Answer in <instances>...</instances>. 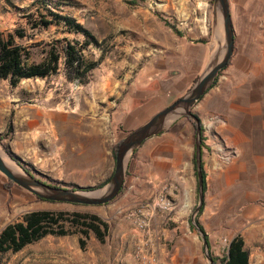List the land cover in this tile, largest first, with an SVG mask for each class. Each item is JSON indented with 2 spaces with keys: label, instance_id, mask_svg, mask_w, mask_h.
Listing matches in <instances>:
<instances>
[{
  "label": "crops",
  "instance_id": "1",
  "mask_svg": "<svg viewBox=\"0 0 264 264\" xmlns=\"http://www.w3.org/2000/svg\"><path fill=\"white\" fill-rule=\"evenodd\" d=\"M127 1L133 2L110 0L103 6L107 9L104 10L105 15L90 14L92 8L81 4L64 9L62 14L82 25L96 17L99 22L110 20L111 24H138V27L132 26V31L137 32L140 39L156 38L150 25L144 22V18L150 19L148 8L156 0H143L134 6ZM130 7H134V10L131 11ZM234 28L235 51L231 64L221 73L217 84L195 107L194 112L203 122L204 137L209 146L208 153L204 151L203 154L206 191L199 222L206 232L213 257L221 259L226 256L231 241L241 236L250 253V264H264V17L242 22L239 28L234 24ZM204 40L196 47L188 45L184 48L180 43L179 47L173 49V54L183 57V60L193 55V48L201 53L200 66L194 75L184 78L182 69L171 68L172 65L168 64L169 73L178 72L180 75L172 83L162 85L155 91H142L143 100L140 102L126 101L120 105L122 109L110 105L112 110L115 109L111 121L114 122L115 117V122L120 125L132 119L131 129L137 123H145L149 113L156 112L158 108L164 109L175 101L181 93L176 87H182L183 80L185 85L194 81L209 58L212 43L207 38ZM98 71L101 76L96 79L95 85L101 86L111 81L103 94L107 100L114 92L113 66L103 64ZM104 72L107 75H102ZM25 80L34 81L23 79L16 87L8 80L1 82H8L19 89ZM16 98L20 104L15 110L14 124L16 140L21 139L20 150L39 154L43 150L41 140L52 138L49 155L56 154L59 148L53 142L56 135L55 118L46 115L36 119L37 115L30 114L32 109L23 108L25 101L20 96ZM111 103L118 104L116 101ZM37 114L42 117L40 111ZM135 114L138 118L136 123L131 116ZM215 116L221 117L222 122L213 120ZM186 129L191 132L189 127ZM171 130L147 140L131 157L125 187L119 195L121 199L103 205L107 214L103 220L110 226L103 240L93 237L85 241L82 247L77 237L55 239L48 236L36 242L34 264H52L51 261L55 264H139L136 258L138 247L147 237L153 243L152 251L157 255V264H209L201 238L197 231L190 228V218L198 202L192 134L180 138ZM224 144L238 147L241 157L227 167H220L216 151ZM40 156L46 157L45 154ZM50 164L45 161L46 166ZM2 176L0 173V178ZM163 188L167 189L174 201L175 210L172 213H157L148 231L140 230L134 224L131 212L155 197ZM45 204L44 201L37 203V208L31 211L50 210ZM31 245L35 251V243Z\"/></svg>",
  "mask_w": 264,
  "mask_h": 264
},
{
  "label": "rangeland",
  "instance_id": "2",
  "mask_svg": "<svg viewBox=\"0 0 264 264\" xmlns=\"http://www.w3.org/2000/svg\"><path fill=\"white\" fill-rule=\"evenodd\" d=\"M109 1L0 0V31L13 32L16 29L26 31L27 37L23 43L29 49L30 63L42 62L51 49H56L60 53L59 71L56 75L45 79L32 78L34 81L25 80L20 84L19 89L13 88L8 82L0 83V134L5 137L4 143L9 145L14 152L19 149L15 153L40 173L47 182L65 187H97L104 183L111 177L115 168V158L112 155L113 145L144 124V122L137 123L130 129V121H132L130 119L125 124L118 125L115 117L114 122L111 121L114 110L122 109L120 105L126 101L132 102L133 100L135 103L142 101L141 92L146 89L155 91L162 85L172 83L180 74L178 72L169 73V65H172L171 68L182 69L184 78L194 75L200 66L201 53L193 48V55L183 60V57L179 58L173 54L174 47H179L180 43L184 48L188 45L196 47L206 38L212 43L214 0H156L148 8L150 19L144 18V22L150 25L156 38L140 39L138 33L132 31V26L138 27V24H111L110 20L99 22L97 17L85 23L84 27L97 38L99 45L87 46L83 51V56L88 63H96V66L86 75L83 83L76 80L69 81L66 76L65 56L62 50L64 43L61 44L60 41L66 40L82 45L87 38L83 34L70 33L64 25L56 23L48 28L38 26L33 29L29 23V15L33 16V23L38 25L40 15H46L48 20L53 19L48 15V9L62 14L64 9L67 10L74 4L91 7L90 14L105 15L104 10L107 9L103 6ZM127 2L134 6L135 3H142L143 0ZM57 6L59 8H56ZM130 10L133 11L134 7H130ZM231 13L234 24L239 28L242 22L264 17V0H231ZM135 15L138 17V14ZM139 16L142 15L139 14ZM169 25L176 27L179 33ZM208 59L198 75L202 73ZM103 64L113 66L112 87L114 92L107 100L103 94L111 81L106 82L105 85H95L96 79L101 76L98 69ZM103 74L107 75L105 72ZM178 82L177 80V84ZM183 83L182 87L179 85L176 87L181 92L176 100L193 85L192 80L190 84L185 85V80ZM17 96L25 101L23 108L32 109L30 114L38 116L35 117L36 119L44 118L46 115L55 118L56 135L53 137V142L59 148L56 154L49 155L53 146L51 145L52 138L41 140L40 147L43 150L39 154L20 150L21 139L16 140L14 124L15 110L18 109L17 104H20ZM110 101H116L118 104H110ZM110 105L115 106V109L112 110ZM162 109L158 108L156 112L149 113L147 120ZM37 111H40L42 117L37 114ZM136 115H131L135 120L134 123L138 122ZM10 126H12V131H10ZM186 127H189L191 132H188ZM171 131L180 138H185L191 133L192 145L195 147L196 132L188 119L183 118L178 121ZM227 145L234 147L238 152V156L231 163L233 164L241 157V152L235 145ZM223 147L225 148V144ZM44 154L46 157L40 156ZM45 161H49L50 166H46ZM2 177L0 178V232L7 225L21 221L24 214L37 208V203L43 202L19 186L13 188L11 192L5 191L3 185L7 178ZM119 199H121L120 196L114 202ZM45 205L50 209L49 211L54 212L97 215L102 219L107 217L104 206L50 202H46ZM72 230L78 231L77 228ZM66 237L70 239L77 237L85 242L90 238H95V235L91 234L89 238H86L79 233ZM49 238L60 237L51 235ZM36 246L35 243V251L32 250V245H29L18 253L0 255V264H34ZM51 263L55 264L54 261Z\"/></svg>",
  "mask_w": 264,
  "mask_h": 264
},
{
  "label": "trees",
  "instance_id": "3",
  "mask_svg": "<svg viewBox=\"0 0 264 264\" xmlns=\"http://www.w3.org/2000/svg\"><path fill=\"white\" fill-rule=\"evenodd\" d=\"M56 8H59V6H57ZM47 11L48 15L53 19L48 20L46 15H40L38 25H35L33 23V16L29 15V23L32 25L33 29L37 28L38 26L48 28L51 24L56 23L58 25H64L70 33L83 34L87 38L85 43H83L82 45H78L66 40L64 42L60 41L61 44L64 43L62 46V50L65 56V69L68 80H76L83 83L86 75L96 66V63H88L84 59L83 51L90 44L99 45V41L87 28L84 27V25L77 23L74 18L53 11L52 9H48ZM171 28L179 33L176 27L171 26ZM26 37L27 35L25 30L16 29L13 32L0 31V82L3 80H8L13 87H16L23 79H45L58 73L60 62V53L58 52V50L51 49L50 51H48L46 58L40 63H30L29 49L23 43ZM231 60L232 58L230 59L228 66L231 64ZM223 71H221V73ZM198 77L199 75L194 79L193 83L198 79ZM218 79L214 83L213 87L217 84ZM204 97H202L200 101H202ZM186 119H188V121L191 123L195 132L198 127H201L202 129L203 155L204 149L206 147L204 137L205 127L203 125V122L197 115L195 116V118H193L192 116H188L186 117ZM10 131H12V126H10ZM4 140L5 137L0 134V145L2 146V148L18 162H20V164L27 171L33 174L37 179L57 187H65L60 184H55L44 180L40 173H38L29 164L23 161L11 149L9 145L4 143ZM122 141L123 138L119 139L112 147V155L114 158H116L118 146ZM193 162L195 175L197 178L195 155ZM202 171L204 175V190L206 191V173L204 170V163H202ZM109 179L110 177L104 183L100 184L97 187L74 186L65 188L93 190L104 186L109 181ZM15 187H17V185L10 179H7V181L3 185L4 190L7 192H11ZM124 187L121 193L123 192ZM203 208L197 216V220L200 227L206 234L203 226L199 222V216L202 213ZM73 228H77L78 231H73ZM190 228L193 231H196L195 227L191 224V218ZM109 229V224L97 215L79 213L67 214L64 212H54L49 210L31 211L24 214L21 221L7 225L0 232V255H5L8 253H18L25 249L27 246L39 242L40 240L51 235L62 237L81 233L86 238H89L91 234H94L96 238L103 240L104 237L108 234ZM80 244L83 247L85 245V242L80 239ZM213 260L214 264H250V253L245 248L243 238L241 236H237L231 241L226 256L221 259L213 257Z\"/></svg>",
  "mask_w": 264,
  "mask_h": 264
},
{
  "label": "water",
  "instance_id": "4",
  "mask_svg": "<svg viewBox=\"0 0 264 264\" xmlns=\"http://www.w3.org/2000/svg\"><path fill=\"white\" fill-rule=\"evenodd\" d=\"M212 47L209 59L193 85L172 104L156 113L147 122L128 133L119 144L115 168L109 181L93 190L57 187L37 179L0 145V173L17 186L37 198L54 203L82 206H103L115 201L120 195L127 176L129 161L134 153L149 139L169 131L178 121L188 116L195 118L194 108L213 87L221 71L227 68L235 51V28L231 13V0L213 1ZM195 161L198 181V202L191 216L203 242V250L209 264H214L209 241L200 227L197 216L204 206V175L202 171V129L196 130Z\"/></svg>",
  "mask_w": 264,
  "mask_h": 264
},
{
  "label": "built area",
  "instance_id": "5",
  "mask_svg": "<svg viewBox=\"0 0 264 264\" xmlns=\"http://www.w3.org/2000/svg\"><path fill=\"white\" fill-rule=\"evenodd\" d=\"M213 120L222 122V118L219 116L213 117ZM204 151L209 150V146L205 142ZM216 156L220 167H225L233 162L238 156V152L234 147L225 145L216 151ZM176 208V205L172 198L169 196L167 189L163 188L155 197L147 202L141 203L130 216L134 221V224L142 231H148L152 219L157 213H172ZM147 233V232H146ZM153 249L152 241L147 237L142 241L138 247L136 258L139 264H157V255Z\"/></svg>",
  "mask_w": 264,
  "mask_h": 264
}]
</instances>
